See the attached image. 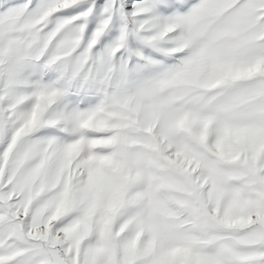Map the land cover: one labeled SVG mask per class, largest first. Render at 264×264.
<instances>
[{
    "label": "snow or ice",
    "instance_id": "1",
    "mask_svg": "<svg viewBox=\"0 0 264 264\" xmlns=\"http://www.w3.org/2000/svg\"><path fill=\"white\" fill-rule=\"evenodd\" d=\"M0 264H264V0H0Z\"/></svg>",
    "mask_w": 264,
    "mask_h": 264
}]
</instances>
